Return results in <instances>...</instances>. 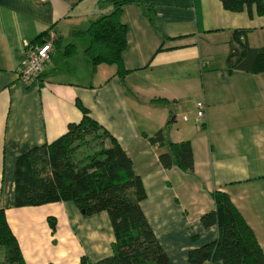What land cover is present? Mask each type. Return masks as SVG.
Here are the masks:
<instances>
[{
	"label": "crops",
	"instance_id": "0c3cea01",
	"mask_svg": "<svg viewBox=\"0 0 264 264\" xmlns=\"http://www.w3.org/2000/svg\"><path fill=\"white\" fill-rule=\"evenodd\" d=\"M86 2L0 0V206L25 263L113 255L108 212L86 216L73 202L15 206L17 158L80 123L78 102L132 161L147 193L142 210L174 264H190L189 251L217 239V226L201 222L215 208L214 191L229 195L264 251V72L227 67L235 31L246 30L250 48L264 49V15L227 11L221 0H147L154 24L145 6L129 4L122 15L128 26L122 83L116 65L93 72L84 56L90 38L75 33L112 10L100 0ZM46 41L50 60L34 82L23 83L19 69ZM70 44L76 52L66 56ZM74 75L78 80L68 78ZM198 103L205 105L203 119ZM159 131L168 142L191 144L193 173L162 166L159 155L168 148L150 140Z\"/></svg>",
	"mask_w": 264,
	"mask_h": 264
},
{
	"label": "trees",
	"instance_id": "16d2710c",
	"mask_svg": "<svg viewBox=\"0 0 264 264\" xmlns=\"http://www.w3.org/2000/svg\"><path fill=\"white\" fill-rule=\"evenodd\" d=\"M221 2L230 12L247 11L253 17L255 8L258 15H264V0ZM129 4L145 6V14L155 24L147 0H100V6H111L112 10L93 21L86 31L75 33L87 34L90 38L83 53L93 72L102 64L116 65L122 83L128 73L123 66L128 26L122 22V15L124 7ZM246 32L238 30L233 33L227 58L228 70L264 72V49L250 48L245 41ZM44 35L37 39L38 42ZM54 45L59 49L62 44L55 40ZM75 48L74 44L66 46L65 55H73ZM154 102L166 101L158 99ZM77 106L83 113L80 123L71 124L68 132L54 142L33 147L17 158L15 206L73 202L86 216L108 212L115 235L113 255L97 262L83 256L78 264H174L142 210L141 203L147 193L142 178L134 172L132 161L117 139L90 117L89 110L80 102ZM150 140L161 148H168L159 155L165 169L177 167L183 172H194V153L189 142H168L162 131ZM212 197L215 208L203 215L201 222L206 228L217 226L218 237L189 251V263L264 264V251L254 231L229 195L214 191ZM49 222L55 230L56 221L49 219ZM0 255H3L0 264H26L1 206Z\"/></svg>",
	"mask_w": 264,
	"mask_h": 264
},
{
	"label": "built area",
	"instance_id": "2783aa9c",
	"mask_svg": "<svg viewBox=\"0 0 264 264\" xmlns=\"http://www.w3.org/2000/svg\"><path fill=\"white\" fill-rule=\"evenodd\" d=\"M52 44L51 42H43L31 50L28 59L19 69V78L23 83H32L42 73L45 64L51 58ZM197 117L203 119L205 117L204 103L197 104ZM186 119V118H185Z\"/></svg>",
	"mask_w": 264,
	"mask_h": 264
},
{
	"label": "rangeland",
	"instance_id": "374dc122",
	"mask_svg": "<svg viewBox=\"0 0 264 264\" xmlns=\"http://www.w3.org/2000/svg\"><path fill=\"white\" fill-rule=\"evenodd\" d=\"M94 0H88V2H86V3H88V6L87 7H90V4L93 6V4H94V2H93ZM85 6H86V4H85ZM84 70L83 69H81V73L83 72ZM86 71H88V69H85V72ZM68 78H70V79H74V80H78L77 79V77L74 75L73 77H68ZM3 259V255H0V261Z\"/></svg>",
	"mask_w": 264,
	"mask_h": 264
}]
</instances>
